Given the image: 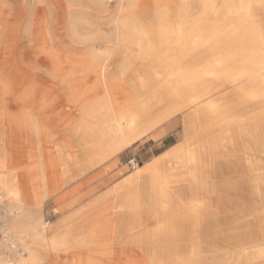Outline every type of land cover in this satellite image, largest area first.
I'll use <instances>...</instances> for the list:
<instances>
[{
	"label": "bare ground",
	"instance_id": "1",
	"mask_svg": "<svg viewBox=\"0 0 264 264\" xmlns=\"http://www.w3.org/2000/svg\"><path fill=\"white\" fill-rule=\"evenodd\" d=\"M90 5L100 15L108 12L105 0H90ZM149 5L154 34L138 17V1L119 0L113 17L122 27L117 33L120 45L110 44L101 30L85 29L73 31L78 42H88L84 50L63 54L42 28L45 20L37 18V45L49 64L45 72L65 92L66 102L80 111L74 129L80 134L83 122L100 124L102 137L82 153V161L73 163L79 154L63 151L79 142L53 141L48 129L30 121L21 99L12 110L13 101L5 98L9 91L0 93V188L10 195L9 212L29 221L18 233L27 234L37 247L19 235L17 240L9 238L12 255L0 250V264H264V237L217 240L210 244L211 251L198 248L199 242L186 239L185 232L196 227L199 204L210 193L203 186L211 175L230 173L228 185L252 182L264 188V31L257 20L264 0H149ZM123 7L126 13L120 16ZM75 21L66 19L69 36ZM135 46L138 54H133ZM177 114L197 125L185 127L184 143L168 162L161 167L154 162L149 169L154 186L149 193L158 200L149 216L155 226L127 208L112 222L96 211L46 232L44 197ZM214 132L216 137L203 138ZM231 149L242 152L245 178L236 167L238 159L217 154ZM33 157L38 159L23 163ZM24 170L35 173L27 177ZM212 186L222 191V185ZM146 192L124 193L122 203H132L134 210L146 201ZM255 203L258 208L245 225L264 224V198ZM92 217L95 220L85 225ZM188 218L192 222L187 225ZM131 227L138 228L136 237L128 232Z\"/></svg>",
	"mask_w": 264,
	"mask_h": 264
},
{
	"label": "rangeland",
	"instance_id": "2",
	"mask_svg": "<svg viewBox=\"0 0 264 264\" xmlns=\"http://www.w3.org/2000/svg\"><path fill=\"white\" fill-rule=\"evenodd\" d=\"M117 1L119 0H105L108 12L104 15H100V13H97L91 7L90 0H70V4H68V0H0V93H2L4 89L9 91L5 95V98L8 101H13L10 102L12 110L16 109L21 99L25 105L24 109L30 113V121H35L48 129L50 133L54 135L53 141H56L57 132L54 131L51 126L55 129L60 126L66 134L62 140L56 142H79L78 145H70V147L65 148L63 151V153L70 152V154H79V158L75 159L73 163H76L77 161L79 162L80 160L82 161L85 158V155L82 153L86 152L87 149H90L93 143H97L98 140H100L102 137L100 135V130H102L103 127L100 124H87L83 122L80 124V126L82 125V134H78L74 129L78 123V119H80V111L74 105L66 102L64 97L65 92L55 86L45 72L49 68V64L45 59V55L39 51L37 45L38 34L40 31L37 18L40 17L45 20V24L42 28L49 34L48 39L55 43L54 47L58 49L60 54L70 52V49L76 52L83 51L88 42H78L77 36L74 32H80L85 29L101 30L109 39L110 44L116 43L120 45L121 43L117 41V33L122 27L117 21H114L113 17ZM133 1H138L140 3L141 7L139 9L138 17L146 26V29H149L151 34H154L156 32V27L153 22L154 12L152 6L149 5V0ZM257 12L258 24H260V27L262 26L261 28L264 31V11L263 9H258ZM125 13V7L118 12L120 16H123ZM69 16L70 21L76 20L74 23L77 22L76 25H70V36L65 26L66 19ZM81 33H83V31ZM81 33L79 35H81ZM94 43L99 48L102 47L101 41L95 39ZM138 52L139 49L135 46L133 54H138ZM133 59L135 67H139L140 60L138 56H133ZM14 100H16V103ZM17 101H19V103ZM58 104H70V106L74 108L73 115L70 116L69 121L58 119L53 122L51 126L49 122V125H47V122L44 121L43 118H40L41 114L45 111H49ZM195 121L189 123L187 119L183 118L182 114H177L168 119L166 123L169 124L170 129L167 134L172 137L171 143H175V146L177 147L182 145L185 140V127L187 125H197ZM215 133L216 132L204 135L203 138L209 139L216 137L213 136ZM2 148V143L0 142V151ZM22 150L23 148L20 149V151ZM217 154L220 157H231L233 155L234 158L238 159L236 167L240 172L239 175L244 178L246 177V171L243 166L244 162L241 158V150L231 149L229 151L225 150L224 152L220 150ZM15 156L19 159L20 152ZM37 159L38 157H33L30 160H24L23 163L29 164ZM24 171L25 172L22 174L27 177L35 173V171L29 173L26 170ZM80 174L81 173H77L74 177L71 176L68 183L64 184L62 187L67 186L72 179ZM231 179L232 177L230 176V173L222 174L220 176L211 175L207 179V182H205L207 186H203L204 189L210 193L206 194L204 196L205 198L203 197L204 200H202L201 205L199 204V211L196 213L197 215L195 214V217L197 216L195 220L196 227H192L193 229L186 228L185 230V232L187 231L186 239L189 241L193 239L194 242L198 241V248L212 251L214 249L210 244L217 240L232 239V241H235L244 237H250L251 240H256L264 237V224L261 226L245 225L250 221L251 213L257 207L255 201L264 198V188H260L252 182L244 184V180L242 181L243 184L235 183L228 185V183H231ZM212 185L216 187L222 185V191L220 192L217 188L213 190ZM181 187L184 189L183 186ZM167 190L169 192L172 191L171 186L167 185ZM2 195L4 197L0 202V250L4 253L6 252L8 255H12L8 239L11 238L17 240V235L20 236L21 241L27 242L31 248H37L36 245L30 243L27 234L24 233L22 235L18 233L21 227L29 221L27 218L20 217L16 212L14 214L10 213L8 206L10 195L6 194L2 188H0V196ZM48 197L49 196L44 197L43 201L45 202ZM44 202L41 204L42 219L45 221L47 220L48 222L51 217L49 215L50 205ZM200 209L202 210L200 211ZM55 210L60 213L59 220L52 223L49 222L46 230L47 233L56 231L58 227H63L74 218H77L76 220H78L80 217L82 218L84 216L82 208L70 213V201L55 207ZM43 214L45 215V219L43 218ZM94 220L95 219L92 217L86 221L85 225H89ZM185 222L188 225L191 224L192 221L188 218ZM149 223L152 225L153 221ZM234 224H243V226H234ZM152 226H155V224ZM246 232L249 236H246L248 235ZM261 234H263V236ZM239 242L240 241H237L236 243ZM234 252L235 251H231L230 253L233 254ZM204 264H208V262L204 261Z\"/></svg>",
	"mask_w": 264,
	"mask_h": 264
},
{
	"label": "crops",
	"instance_id": "3",
	"mask_svg": "<svg viewBox=\"0 0 264 264\" xmlns=\"http://www.w3.org/2000/svg\"><path fill=\"white\" fill-rule=\"evenodd\" d=\"M73 113L74 108L70 104H58L41 114L40 118H43L47 122L46 124L51 126L58 119L69 121ZM167 125L169 124L164 122L158 128L132 141L117 153L84 170L72 179L67 186L50 194L44 202L50 205L49 215L51 217L48 222L52 223L59 220L60 213L55 210V207L70 201V213L82 208L84 215L90 218L95 215L96 211H103L99 217L112 222L113 217L130 208L131 215H140L142 218H147V224H150L149 222L153 220L149 216L154 215L150 208L156 197L149 193L150 187H154L150 186L149 169L154 162H158L159 167L168 162L167 160L170 159L172 151L178 148L175 143H171L172 137L167 134L170 127L164 133L155 136L161 128ZM51 128L57 132L56 141H60L65 137L66 132L60 126L57 129L53 126ZM129 161L135 162L136 166L131 168ZM139 181L141 184H139ZM143 181L144 183H142ZM134 189H145L147 192L146 201H143L142 205L133 210L132 203H122V198L124 193H130ZM119 200H121L120 203ZM44 216L43 214V218ZM137 230V227H131L128 232L131 233V236L136 237ZM119 236L122 235L119 234Z\"/></svg>",
	"mask_w": 264,
	"mask_h": 264
},
{
	"label": "built area",
	"instance_id": "4",
	"mask_svg": "<svg viewBox=\"0 0 264 264\" xmlns=\"http://www.w3.org/2000/svg\"><path fill=\"white\" fill-rule=\"evenodd\" d=\"M129 166H130L131 168H134V167L136 166V163L133 162V161H129Z\"/></svg>",
	"mask_w": 264,
	"mask_h": 264
},
{
	"label": "snow or ice",
	"instance_id": "5",
	"mask_svg": "<svg viewBox=\"0 0 264 264\" xmlns=\"http://www.w3.org/2000/svg\"><path fill=\"white\" fill-rule=\"evenodd\" d=\"M244 7V5L243 4H241V8H243ZM249 7H250V5H249Z\"/></svg>",
	"mask_w": 264,
	"mask_h": 264
}]
</instances>
